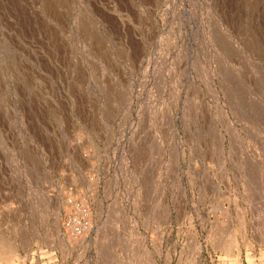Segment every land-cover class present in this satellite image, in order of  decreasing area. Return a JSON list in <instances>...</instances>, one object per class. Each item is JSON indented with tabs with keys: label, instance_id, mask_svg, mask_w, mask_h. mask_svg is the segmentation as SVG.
Returning <instances> with one entry per match:
<instances>
[{
	"label": "rangeland",
	"instance_id": "1",
	"mask_svg": "<svg viewBox=\"0 0 264 264\" xmlns=\"http://www.w3.org/2000/svg\"><path fill=\"white\" fill-rule=\"evenodd\" d=\"M0 264H264V0H0Z\"/></svg>",
	"mask_w": 264,
	"mask_h": 264
}]
</instances>
